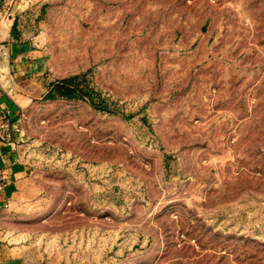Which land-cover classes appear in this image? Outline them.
Returning a JSON list of instances; mask_svg holds the SVG:
<instances>
[{"label": "rangeland", "instance_id": "obj_1", "mask_svg": "<svg viewBox=\"0 0 264 264\" xmlns=\"http://www.w3.org/2000/svg\"><path fill=\"white\" fill-rule=\"evenodd\" d=\"M5 42L10 264H264V0H0Z\"/></svg>", "mask_w": 264, "mask_h": 264}, {"label": "crops", "instance_id": "obj_2", "mask_svg": "<svg viewBox=\"0 0 264 264\" xmlns=\"http://www.w3.org/2000/svg\"><path fill=\"white\" fill-rule=\"evenodd\" d=\"M28 42H5L0 45L2 54L9 59V84L0 99V177L5 181L0 191V264L9 263V243L4 241L7 232L6 223L9 219L7 209L9 195L14 183L25 174V167L20 163L16 148L20 146L21 137L14 132L9 124L8 134H5L1 118H14L23 104L29 103L41 91V78L33 71L29 60L33 52Z\"/></svg>", "mask_w": 264, "mask_h": 264}, {"label": "built area", "instance_id": "obj_3", "mask_svg": "<svg viewBox=\"0 0 264 264\" xmlns=\"http://www.w3.org/2000/svg\"><path fill=\"white\" fill-rule=\"evenodd\" d=\"M2 126H4V124ZM4 186H5V181L3 180L2 177H0V191L3 190Z\"/></svg>", "mask_w": 264, "mask_h": 264}]
</instances>
